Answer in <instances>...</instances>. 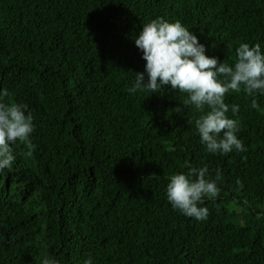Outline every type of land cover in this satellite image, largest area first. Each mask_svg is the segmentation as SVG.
I'll use <instances>...</instances> for the list:
<instances>
[{
    "label": "trees",
    "instance_id": "1",
    "mask_svg": "<svg viewBox=\"0 0 264 264\" xmlns=\"http://www.w3.org/2000/svg\"><path fill=\"white\" fill-rule=\"evenodd\" d=\"M158 17L224 63L264 49V0H0V100L35 125L32 155L17 142L0 174V264H264V96L226 94L246 150L207 153L185 93L127 91L145 64L133 39ZM186 165L221 172L205 220L167 200Z\"/></svg>",
    "mask_w": 264,
    "mask_h": 264
},
{
    "label": "clouds",
    "instance_id": "2",
    "mask_svg": "<svg viewBox=\"0 0 264 264\" xmlns=\"http://www.w3.org/2000/svg\"><path fill=\"white\" fill-rule=\"evenodd\" d=\"M133 41L145 64L143 71L134 72V80L127 89L129 94H160L165 89L185 93L182 104L200 113L194 121L195 130L207 153L246 150L237 136L239 122L232 118L239 105L229 106L225 97L230 92L243 91L251 97V108L259 109L257 96H264V49L259 43L250 46L241 42L235 49L234 61L224 63L207 55L198 36L179 20L170 22L159 17L144 24ZM175 110L182 109L178 105ZM34 131V115L27 104L0 100V174L12 169L16 160L13 145L17 142L24 145L27 156L32 155L35 145L30 137ZM186 167V172L169 176L167 200L184 216L205 220L208 208L200 205L206 197L212 199L219 194L217 182L221 172L217 170L215 178H209L207 165ZM41 264L58 261L46 256ZM84 264H92V260L89 258Z\"/></svg>",
    "mask_w": 264,
    "mask_h": 264
}]
</instances>
